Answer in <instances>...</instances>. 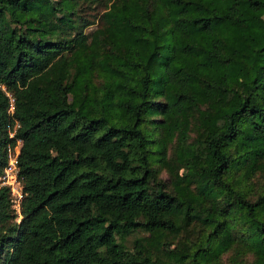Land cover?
Instances as JSON below:
<instances>
[{
	"label": "trees",
	"instance_id": "trees-1",
	"mask_svg": "<svg viewBox=\"0 0 264 264\" xmlns=\"http://www.w3.org/2000/svg\"><path fill=\"white\" fill-rule=\"evenodd\" d=\"M86 1L0 0V264H264V0Z\"/></svg>",
	"mask_w": 264,
	"mask_h": 264
},
{
	"label": "built area",
	"instance_id": "built-area-1",
	"mask_svg": "<svg viewBox=\"0 0 264 264\" xmlns=\"http://www.w3.org/2000/svg\"><path fill=\"white\" fill-rule=\"evenodd\" d=\"M14 104L11 99L10 111L13 112ZM18 123L15 128L9 126V138L15 139ZM23 145L22 139H16V143L12 142L7 145V163L0 175V187H8L13 209L21 216V204L24 199V186L20 179V168L18 165V157Z\"/></svg>",
	"mask_w": 264,
	"mask_h": 264
},
{
	"label": "rangeland",
	"instance_id": "rangeland-1",
	"mask_svg": "<svg viewBox=\"0 0 264 264\" xmlns=\"http://www.w3.org/2000/svg\"><path fill=\"white\" fill-rule=\"evenodd\" d=\"M82 10L84 11L85 16H87V18L96 19V16L99 17L101 12L104 10V6L101 3H99L98 1L90 0V1H86V3H84L82 5ZM160 176L166 183L169 184L170 173H169V171L167 169H164ZM129 239L131 240V238H129ZM228 258H229V256L226 255L225 256L226 264H228Z\"/></svg>",
	"mask_w": 264,
	"mask_h": 264
}]
</instances>
